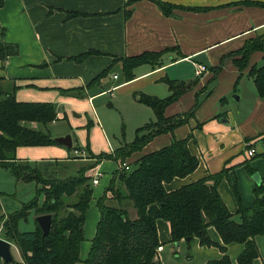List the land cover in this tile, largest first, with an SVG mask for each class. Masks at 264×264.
Returning a JSON list of instances; mask_svg holds the SVG:
<instances>
[{
    "label": "crops",
    "instance_id": "crops-1",
    "mask_svg": "<svg viewBox=\"0 0 264 264\" xmlns=\"http://www.w3.org/2000/svg\"><path fill=\"white\" fill-rule=\"evenodd\" d=\"M162 1L175 6L171 15H164L153 0H3L0 6V41L18 46L17 54L0 59L3 90L19 102L54 104L56 117L51 122L65 121L62 131L51 134L41 122L25 125L48 131L51 137L70 134L72 138L70 148L58 143L18 146L16 159L47 179L65 178L80 167H89L85 175L93 192L83 225L80 261L87 257L95 235L100 217L97 200L104 194L112 196L106 188L121 167V159L115 158L117 150L135 139L138 128L155 120L153 112V120L135 127L133 140L123 137L113 146L105 138L97 100L100 107L113 100L119 102V108L134 110L136 103L144 104L142 96H169V82H173L181 93L165 106L164 116L183 117L192 108L193 115L172 133L157 134L123 161L132 165L142 155L168 145L172 137L188 136V149L198 164L188 175L165 183L167 191L226 169L217 189L229 211L235 213L238 203L232 184L245 208L254 202L255 172L264 185V95H259L250 73L263 65L264 0ZM247 45L255 47L244 54ZM143 52L160 53L157 65L138 64L127 79L121 59ZM80 55L85 56L77 61ZM197 64L206 67L199 75L195 73ZM139 121L135 117L133 122ZM97 137H104L107 147L94 154L89 145ZM100 152L107 157L98 160ZM98 172L99 181L93 185L91 179ZM157 208L150 204L148 214L153 215ZM127 211L131 218L136 216L129 205ZM26 221L21 220L19 226ZM156 226L162 246L156 261L161 264H204L222 256L217 246L201 245L197 238L189 244L184 239L177 245L171 242L169 224L163 219ZM208 234L222 243L213 226L208 227ZM255 242L259 255L252 264H264V233ZM242 249L241 243L227 244L232 264H238Z\"/></svg>",
    "mask_w": 264,
    "mask_h": 264
},
{
    "label": "trees",
    "instance_id": "trees-1",
    "mask_svg": "<svg viewBox=\"0 0 264 264\" xmlns=\"http://www.w3.org/2000/svg\"><path fill=\"white\" fill-rule=\"evenodd\" d=\"M164 15L173 13L174 5L162 0H153ZM3 0H0V6ZM2 31L0 32L1 35ZM255 46L247 45L246 54ZM18 53L15 43L0 41V59L5 60ZM89 53V52H88ZM85 55L75 59L80 61ZM160 53L143 52L136 56L121 59L127 79H131L133 68L141 63H156ZM263 65L254 67V75L259 95H264V56ZM154 65H157L154 64ZM178 85L169 82L172 93L166 98L142 96L140 101L152 108L155 120L137 129L135 139L119 148L115 158L121 161L134 151L142 149L154 136L162 132H173L174 128L185 123L187 116L193 115V108L183 117L166 118L165 106L181 93ZM56 117L55 105L51 103L19 102L11 92H5L0 77V167L10 171L17 181H35L40 186L36 193L43 195L39 206L37 196L24 203L19 210L0 215V237L15 242L21 259L7 264H161L156 261L157 247L160 245L156 221L168 222L170 241L197 238L201 245L217 246L222 256L204 264H232L226 254V246L237 242L243 249L237 258L238 264H252L259 251L255 237L264 233V185L254 187V202L249 208L242 206L236 184L232 191L238 209L232 213L227 208L217 186L226 176V169L208 174L190 183L167 191L164 184L174 177H184L198 164L191 154L188 136L183 139L172 137L170 143L139 157L129 168L120 167L113 175L106 191L112 196L102 195L97 200L100 217L87 257L80 261V244L84 240L83 225L90 201L92 186L85 175L87 166L80 167L65 178H44L28 163L16 159L18 146L48 145L55 143L48 131L33 129L25 122L47 124ZM142 132V133H141ZM107 157L100 153L98 160ZM252 171V170H251ZM157 204L153 215L147 207ZM127 205L136 213L129 216ZM31 209L35 215L50 213L52 220L49 232L42 234L37 222L31 230H19V222L27 220ZM238 215V218H235ZM213 226L222 243L211 240L208 227ZM190 256V254H188Z\"/></svg>",
    "mask_w": 264,
    "mask_h": 264
},
{
    "label": "rangeland",
    "instance_id": "rangeland-1",
    "mask_svg": "<svg viewBox=\"0 0 264 264\" xmlns=\"http://www.w3.org/2000/svg\"><path fill=\"white\" fill-rule=\"evenodd\" d=\"M98 102L100 101H96V107L99 111V117L101 118V121L103 122V125L107 131V136H105V138L113 146L118 144L117 140L123 137L126 141L133 140L135 137V127L139 123H143L144 125V123H147L149 119H154L153 111L142 103H136L137 108H134V110H131L129 108H127L126 110V106H124L123 108H119V102H115L113 100H106L105 102H103V105H101V107L99 106ZM109 103H112V105H109ZM135 117L136 121L140 120L139 122H137V124L136 122H133L135 120ZM66 126L67 123L63 120L56 121L55 123H47L46 125L48 131H50L51 134L62 131ZM84 136L86 137L87 134H84ZM105 138L97 137L94 139V145H89L92 153L96 154V152L98 151H105V146L107 147ZM85 150L86 153L89 152L87 149ZM109 165L113 166L115 165V163H111ZM65 173L67 175H69V173L71 174L70 169ZM39 186L40 185L35 181H17L8 169L0 167V215H6L8 213L19 210L24 203L29 202L35 196H37V203L40 206L43 200V195L41 193H36V189ZM93 188L95 189L96 187ZM35 217L36 215L34 209H31L27 216V221L23 222V224L19 226L18 229H31L33 225H35ZM11 245L15 260H20L21 255L17 245L15 244V242H11ZM0 264H3L1 259Z\"/></svg>",
    "mask_w": 264,
    "mask_h": 264
},
{
    "label": "water",
    "instance_id": "water-1",
    "mask_svg": "<svg viewBox=\"0 0 264 264\" xmlns=\"http://www.w3.org/2000/svg\"><path fill=\"white\" fill-rule=\"evenodd\" d=\"M232 97L235 98L236 100L238 99V95L236 94H234ZM52 140L55 143L61 144L67 148H70L72 146V138L70 134L52 137ZM252 178L255 180L256 184H260L261 180L258 172H255L252 175ZM51 220H52V214L50 213L36 215L35 221L37 222L43 235H46L49 232ZM185 240L189 241L190 238H186ZM177 243L178 242H175L176 245ZM0 259L2 260L3 264H7L8 262H13L15 260V257L12 253L11 242L1 237H0Z\"/></svg>",
    "mask_w": 264,
    "mask_h": 264
},
{
    "label": "built area",
    "instance_id": "built-area-1",
    "mask_svg": "<svg viewBox=\"0 0 264 264\" xmlns=\"http://www.w3.org/2000/svg\"><path fill=\"white\" fill-rule=\"evenodd\" d=\"M205 69H206V67H205L204 65H202V64H197V65L195 66V73H196L197 75H199V74H201L202 72H204ZM115 77H116V75H114V78H115ZM75 152L77 153L78 151L75 150ZM247 154H248L249 156H251V155H253V151H252V150H248V151H247ZM121 167H123L125 170H127V169L129 168V165H128L125 161H123V162H121ZM99 176H100V173H99V172L96 173L95 176H93V178L91 179V183H92L93 185H95V184L98 183V181H99ZM161 249H162V246H158V247H157V251H159V250H161Z\"/></svg>",
    "mask_w": 264,
    "mask_h": 264
}]
</instances>
